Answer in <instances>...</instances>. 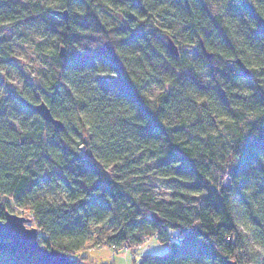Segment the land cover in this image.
Segmentation results:
<instances>
[{
  "label": "trees",
  "instance_id": "1",
  "mask_svg": "<svg viewBox=\"0 0 264 264\" xmlns=\"http://www.w3.org/2000/svg\"><path fill=\"white\" fill-rule=\"evenodd\" d=\"M0 63L26 84L0 72L1 218L70 255L156 238L137 264H264V0H0Z\"/></svg>",
  "mask_w": 264,
  "mask_h": 264
},
{
  "label": "water",
  "instance_id": "2",
  "mask_svg": "<svg viewBox=\"0 0 264 264\" xmlns=\"http://www.w3.org/2000/svg\"><path fill=\"white\" fill-rule=\"evenodd\" d=\"M55 14H61L64 19H68L67 9H55ZM167 48L174 55H179L180 50L176 42L169 37ZM61 55H64V47L61 48ZM211 54L208 52L207 56ZM245 76L251 75V69L240 59H235ZM21 100L27 106L39 113L47 121H51L55 127L62 128L63 122L55 118L50 107L45 101L33 103L21 96ZM157 220L161 221L157 215ZM30 220L25 215H20L11 211H6L3 218L0 217V250L13 251L23 255L34 256L38 261L47 264H87L76 260L67 252L57 247H46L39 240V229L36 226H27ZM229 264H237L235 261H229Z\"/></svg>",
  "mask_w": 264,
  "mask_h": 264
},
{
  "label": "rangeland",
  "instance_id": "3",
  "mask_svg": "<svg viewBox=\"0 0 264 264\" xmlns=\"http://www.w3.org/2000/svg\"><path fill=\"white\" fill-rule=\"evenodd\" d=\"M8 32L11 35V32ZM16 50L17 58L21 61L19 69L22 70L23 75L27 74L29 76H34L35 72H33V70L35 69L36 65L32 61V59H30V50L26 46H18L16 47ZM3 67L4 65L0 63L1 74L7 78L11 86L19 89V92L22 91L25 88L26 84L22 79L21 74L18 72V69L13 70L10 68L8 70H5L2 69ZM81 148L83 149V146H81ZM108 172L111 173L110 170H108ZM11 205L14 211L8 208L9 211L29 217L30 220L27 222V226H36L40 232V228L38 227L36 221L27 210L18 209L17 207H15L13 202L11 203ZM142 244L143 245L138 246H122L119 248H112L108 245L103 244L96 248H90L80 252H71V256L87 264H137V261L139 260L141 255L150 253H162L168 249V242L159 241L156 238H149L147 240H144Z\"/></svg>",
  "mask_w": 264,
  "mask_h": 264
}]
</instances>
